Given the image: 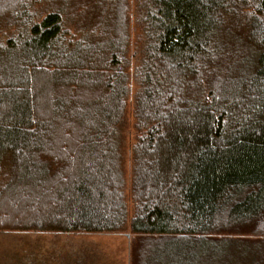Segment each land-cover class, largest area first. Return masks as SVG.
Instances as JSON below:
<instances>
[{"label":"trees","instance_id":"16d2710c","mask_svg":"<svg viewBox=\"0 0 264 264\" xmlns=\"http://www.w3.org/2000/svg\"><path fill=\"white\" fill-rule=\"evenodd\" d=\"M0 234L264 264V0H0Z\"/></svg>","mask_w":264,"mask_h":264},{"label":"rangeland","instance_id":"374dc122","mask_svg":"<svg viewBox=\"0 0 264 264\" xmlns=\"http://www.w3.org/2000/svg\"><path fill=\"white\" fill-rule=\"evenodd\" d=\"M130 86V95L133 96ZM129 129L132 124L128 114ZM133 131L126 136L125 180ZM0 264H129V237L0 234Z\"/></svg>","mask_w":264,"mask_h":264}]
</instances>
